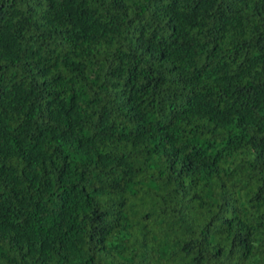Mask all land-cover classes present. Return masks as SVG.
Listing matches in <instances>:
<instances>
[{
  "label": "trees",
  "instance_id": "trees-1",
  "mask_svg": "<svg viewBox=\"0 0 264 264\" xmlns=\"http://www.w3.org/2000/svg\"><path fill=\"white\" fill-rule=\"evenodd\" d=\"M0 264H264V0H0Z\"/></svg>",
  "mask_w": 264,
  "mask_h": 264
}]
</instances>
